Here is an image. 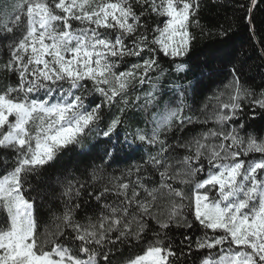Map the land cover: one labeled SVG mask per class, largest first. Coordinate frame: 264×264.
<instances>
[{
	"label": "snow or ice",
	"instance_id": "6c2138e0",
	"mask_svg": "<svg viewBox=\"0 0 264 264\" xmlns=\"http://www.w3.org/2000/svg\"><path fill=\"white\" fill-rule=\"evenodd\" d=\"M199 7V0H0V73L16 78L0 88V264H112L118 245L141 242L146 247L124 264H182L192 251L205 253L199 264H264V132L241 122L245 104L264 112V90L242 85L233 67L203 120L184 114L182 86L179 104L161 106L160 61L190 54ZM142 100L145 110L157 108L151 131L122 135L125 107ZM113 106L120 114L105 122ZM195 123L206 130L187 136ZM94 130L103 138L100 163L88 180L57 179L63 209L41 231L38 209L49 193L34 181ZM144 144L156 151L109 172ZM90 200L97 208L77 219ZM194 225L201 235L174 246L169 232Z\"/></svg>",
	"mask_w": 264,
	"mask_h": 264
},
{
	"label": "trees",
	"instance_id": "16d2710c",
	"mask_svg": "<svg viewBox=\"0 0 264 264\" xmlns=\"http://www.w3.org/2000/svg\"><path fill=\"white\" fill-rule=\"evenodd\" d=\"M199 5V26L193 25L190 29L197 37L192 44L191 52L187 57L176 58L174 62L167 58L161 59L160 63L166 72L159 81V91L162 94L161 106L173 98H175L176 104H179L181 98L176 89L182 86L180 90L184 91V114L193 116L194 119L200 117L203 120L204 106L214 104V97L225 90V86L232 80V73L229 69L233 67L237 69L236 75L240 77L242 85L257 93L264 90V0H256L255 7L251 8V25L246 20L251 0H199ZM154 20L156 23H160L163 18H154ZM221 30L225 31L227 35H220ZM136 62L138 61L135 58H128V64ZM177 64L184 65L187 70L177 71ZM120 70H124L123 65ZM155 75L153 74L154 79ZM15 80L13 75L0 73V88L8 83H15ZM198 80L200 83L193 92L191 86ZM148 90V85H145L143 90L133 93V96H143L144 92ZM89 99L100 103L102 97L93 94ZM142 104L143 100L139 104L132 105L130 103L128 107H125L121 119L125 122L126 127L117 129L122 135L125 132H133L136 128L145 129L147 132L151 131L153 125L150 121L157 108L149 107L145 110L141 107ZM113 114H120L116 106H113L110 112H105V122ZM241 116V122L249 132L256 134L264 132V112L259 109L252 110L245 104ZM214 126L211 122L207 125V127ZM104 127L105 124L102 123L100 130H103ZM205 130L204 126L195 123L189 125L185 132L187 136H192ZM102 141L103 138H97V131L94 130L85 138L83 147L73 146L62 152L50 166L46 167L40 181H34V183H39L41 190L49 193L43 197V203L38 209V225L41 231L45 227L51 228L53 215H58L63 209L62 201L57 198L60 190L56 184L57 179L67 176L70 179L76 177L80 180H88V173L92 166L100 163L98 157L102 154ZM155 151V148L144 144L139 152L122 159L119 163L112 164L108 170L111 172L113 169H128L142 163L146 158V153ZM3 154L0 152V155ZM256 158H259L258 154H256ZM2 168L3 164L0 161V170ZM115 174L119 175L120 172L117 171ZM84 195L86 196L87 193L85 192ZM96 208L95 200H90L86 209L77 213V219H81L85 215V211L88 215H92ZM189 219L191 220L192 217L189 216ZM0 220H3V213H0ZM185 235L195 239L201 235V232L195 225L192 230L181 228L172 229L169 232L174 246H180ZM152 238V233L149 232L144 240L151 241ZM145 247V242L133 243L131 247L118 245V250L114 249V255L110 257L112 264H124L129 257L140 254ZM176 250L187 252L188 248L176 247ZM203 255L205 253L202 251H192L190 256L184 257L182 264H199Z\"/></svg>",
	"mask_w": 264,
	"mask_h": 264
}]
</instances>
